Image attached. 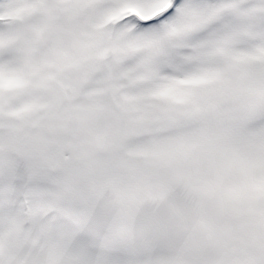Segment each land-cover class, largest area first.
<instances>
[{
  "label": "snow or ice",
  "instance_id": "obj_1",
  "mask_svg": "<svg viewBox=\"0 0 264 264\" xmlns=\"http://www.w3.org/2000/svg\"><path fill=\"white\" fill-rule=\"evenodd\" d=\"M0 264H264V0H0Z\"/></svg>",
  "mask_w": 264,
  "mask_h": 264
}]
</instances>
